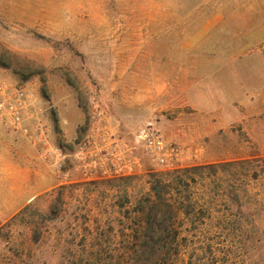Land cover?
<instances>
[{
  "label": "rangeland",
  "instance_id": "1",
  "mask_svg": "<svg viewBox=\"0 0 264 264\" xmlns=\"http://www.w3.org/2000/svg\"><path fill=\"white\" fill-rule=\"evenodd\" d=\"M0 264H264V0H0Z\"/></svg>",
  "mask_w": 264,
  "mask_h": 264
},
{
  "label": "built area",
  "instance_id": "2",
  "mask_svg": "<svg viewBox=\"0 0 264 264\" xmlns=\"http://www.w3.org/2000/svg\"><path fill=\"white\" fill-rule=\"evenodd\" d=\"M26 104V95L24 91L20 90L16 95V100L9 103L8 109L12 115L14 127L24 135H30V130L24 124L23 118ZM36 133H42V128L40 126L36 128ZM137 138L142 146L144 154L160 166H167L171 158L177 155V150L170 147L169 144L165 142L155 118H150L145 122ZM96 149L97 150L91 155L89 162L86 163V166L89 167L91 171V175H98L97 169L100 170V175H110V172H113L114 175H120L123 170H126L127 173L133 172V166L130 162L123 159L124 157H121L119 152L109 150L102 154V149ZM108 162H111L113 171L107 166Z\"/></svg>",
  "mask_w": 264,
  "mask_h": 264
},
{
  "label": "trees",
  "instance_id": "3",
  "mask_svg": "<svg viewBox=\"0 0 264 264\" xmlns=\"http://www.w3.org/2000/svg\"><path fill=\"white\" fill-rule=\"evenodd\" d=\"M153 190L155 191L156 193V198L155 200L149 202V204H147V208H149L150 210H159V209H162V208H166L167 211H169V213L173 214L174 213V205L171 204L169 202V200L160 193V182H157L156 186L153 187ZM141 207V209L143 210L144 209V206L142 204L139 205ZM176 237L173 236L171 238V241H170V247H174V244L176 242ZM166 240V238H164V236H159L157 238H155L154 236H149L147 237V240L145 242V244H156V243H160L161 241L164 242ZM166 243V241H165ZM149 250H143V252H141L140 256L141 257H149L150 259H164L166 257V255H170L169 252H166L165 253H162V252H159L157 250H152L150 252H148Z\"/></svg>",
  "mask_w": 264,
  "mask_h": 264
}]
</instances>
